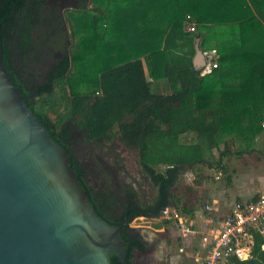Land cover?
<instances>
[{
    "label": "trees",
    "instance_id": "obj_1",
    "mask_svg": "<svg viewBox=\"0 0 264 264\" xmlns=\"http://www.w3.org/2000/svg\"><path fill=\"white\" fill-rule=\"evenodd\" d=\"M33 2L36 7L38 0ZM90 4V9L65 12L68 38L74 40L65 47L69 54L40 99L36 103L25 99L55 142L67 150L58 137L66 121L87 130L91 139L111 140L113 136L126 150L135 152L138 166L153 186L159 181L164 186L160 168L176 172L180 165L200 163L220 146L223 151L215 164L222 173L227 172L224 158L252 154L264 134V0H90ZM24 7V0H0L3 64L18 88L4 44L17 11ZM29 18V13L20 18L24 36ZM188 24H194L195 32H185ZM211 26L232 29V49L223 50L216 37L217 67L202 76L191 56L195 41L202 51L215 50L210 46ZM177 40H186L192 47L188 58L173 55ZM143 61L152 82L144 75ZM160 81L169 85L171 93L152 91V84ZM185 135L191 142L181 143ZM70 161L89 194L80 171ZM172 200L179 208L180 198L174 194ZM94 209L107 223L119 225L120 220H110ZM179 209L192 213L185 206ZM121 238L130 244L125 256L131 264L133 249L141 244L127 233V226ZM252 240L248 259L230 258L224 264H264V235L252 231Z\"/></svg>",
    "mask_w": 264,
    "mask_h": 264
},
{
    "label": "water",
    "instance_id": "obj_2",
    "mask_svg": "<svg viewBox=\"0 0 264 264\" xmlns=\"http://www.w3.org/2000/svg\"><path fill=\"white\" fill-rule=\"evenodd\" d=\"M192 63L196 70L205 66L202 52ZM70 156L27 107L4 67L0 39V264H127L130 244L121 230L128 220L111 225L98 216ZM166 203L177 210L170 197ZM148 216L162 217V209ZM140 244L133 250H147L143 240Z\"/></svg>",
    "mask_w": 264,
    "mask_h": 264
},
{
    "label": "flooded vegetation",
    "instance_id": "obj_3",
    "mask_svg": "<svg viewBox=\"0 0 264 264\" xmlns=\"http://www.w3.org/2000/svg\"><path fill=\"white\" fill-rule=\"evenodd\" d=\"M90 0H38L35 7L33 0H24L25 7L17 11L16 22L10 26L6 35L4 50L10 73L19 86L25 99L36 103L40 94L45 91L46 84L52 85L54 78L59 75L58 69L68 53L70 45L68 23L65 12L78 10ZM73 3L75 9L70 8ZM32 10H35L34 12ZM25 13H29L28 33L24 36L25 24L20 22ZM66 47V48H65ZM36 76L37 80L30 75ZM43 77L44 81L40 82ZM64 132L59 139L65 143L75 167L80 171L81 178L89 189L88 198L99 212L113 221L131 217L129 223L138 217L137 213L148 216L150 213L163 211V201L169 198L171 189L176 183L178 171H161L165 183L158 182L156 196L151 203L141 195L144 205H141L132 181L133 173L125 166L121 150L118 149L115 137L111 140L89 137L87 130L78 127L73 122L64 123ZM122 149V148H121ZM87 155V161L84 160ZM75 171V170H74ZM76 173V171H75ZM172 179V181H171ZM162 188H158V186ZM138 192V191H137ZM138 196V197H137ZM165 199V200H164ZM136 213V214H134ZM163 221L167 218L163 216ZM119 223V224H120ZM128 223V224H129ZM127 233L139 242L143 240L137 231L127 225Z\"/></svg>",
    "mask_w": 264,
    "mask_h": 264
},
{
    "label": "rangeland",
    "instance_id": "obj_4",
    "mask_svg": "<svg viewBox=\"0 0 264 264\" xmlns=\"http://www.w3.org/2000/svg\"><path fill=\"white\" fill-rule=\"evenodd\" d=\"M85 7L90 9L92 6L89 2ZM208 29L209 38L213 37V42H210V46H213L212 48L216 50V53H219V51L218 48H216L217 45L215 44L217 39L215 34L219 30L228 35L226 38L220 39L221 44H219V46L223 48V50L232 49L230 45V34L233 31L231 28H227L225 26H211ZM69 41L70 45L74 42V40L70 37ZM223 45L226 47H223ZM210 52L211 50H206L208 55ZM63 53L67 55L66 50ZM30 75L35 81L37 80L35 75L31 73ZM42 81H44L43 77L40 78V82ZM49 117L51 119L54 118L51 114H49ZM180 141L181 143H189L191 142V139L189 136L185 135L180 138ZM115 142L117 143L118 149L121 150L122 160L125 162V166L129 169L130 173L134 174L132 177L135 178L141 186V191L144 194L146 201L151 203V200L156 196L157 186H153L149 179L142 173L140 167L138 166V159L135 152L126 150L117 139H115ZM222 151L223 146H220L219 150L213 149L211 155L208 156L207 162L204 164H196L191 169H185L183 173L177 175V181L170 191L180 198L181 203L179 208L185 206L195 212H200L206 203V194L208 195L211 192H223L226 196L225 198L227 203H233L234 200L241 199L243 197H258L264 195V134L257 139V143L252 154L230 156L223 159L222 163L227 169L226 173H222L215 164L219 153ZM84 160L87 161V155H85ZM160 169V171H165L164 168ZM158 170L159 169H157V171ZM135 190L136 194L139 193L137 192L136 186ZM141 195H138L140 197H137L140 201L139 203L144 205L141 201L142 199H140ZM171 196L172 194L169 197ZM179 208H177L179 214L185 218L187 215L181 213ZM163 219H165L163 216H139L134 218L128 225L130 228L137 231L141 236L146 230L152 228L160 230L161 232L163 230L162 234L170 239L171 230L176 231L177 225L174 222H171L172 225L170 223L171 226L166 229V227L162 224ZM175 251H178L177 248Z\"/></svg>",
    "mask_w": 264,
    "mask_h": 264
},
{
    "label": "crops",
    "instance_id": "obj_5",
    "mask_svg": "<svg viewBox=\"0 0 264 264\" xmlns=\"http://www.w3.org/2000/svg\"><path fill=\"white\" fill-rule=\"evenodd\" d=\"M185 32L188 33L187 27L185 28ZM215 36L220 40L226 38L228 35L226 33H222V31L219 30L216 32ZM175 44L176 48H172V51L174 52L173 55L179 58L183 56L185 58H188V53L191 52L190 49H192V47L188 45L186 40H177L175 41ZM193 51L194 53H192L191 62L194 60L197 51L202 52L203 55L204 53H206V50L202 51V49L200 48L199 41H195ZM184 63H187V61L184 60ZM184 63L182 62V65H184ZM201 69L202 68L198 69V71H200ZM143 72L147 81L152 82L149 78L148 70L144 61ZM152 91L160 94L171 93L169 85L164 81L153 83ZM211 153L212 151L210 153H207L205 156V160H202L200 163H195V165L204 164L205 162H207L208 156H210ZM173 195L174 194H172V196ZM172 196L170 197L171 199ZM225 197L226 196L223 194V192H211L208 195L206 194V203L202 210L200 212H195L190 209L192 213L190 215L185 214L187 215L185 218H183L179 214L178 210H174L173 207L167 208L170 213L175 212L180 217L178 220L171 219V216L166 217L167 220L170 221L169 224L165 226L166 229H168V227L172 225L171 222H174L177 225L176 231L170 229L171 237L169 239L167 236H164V234H162L163 230L162 232L160 230H155L152 228L146 230L145 233H143L142 238L148 248L147 250L143 251L133 250L131 264H201L205 256L204 245L201 239L208 230L202 225V219L205 216V207H211L212 215L214 216V218L221 221V219L227 213L230 205L232 204L227 203ZM253 198L254 197H243L241 199L234 200V202L251 200ZM173 206H175L174 202ZM212 227L217 228L218 224L213 225ZM176 248L178 251H175Z\"/></svg>",
    "mask_w": 264,
    "mask_h": 264
},
{
    "label": "built area",
    "instance_id": "obj_6",
    "mask_svg": "<svg viewBox=\"0 0 264 264\" xmlns=\"http://www.w3.org/2000/svg\"><path fill=\"white\" fill-rule=\"evenodd\" d=\"M188 33L195 32L194 24H188ZM205 66L200 74L206 75L217 67L218 55L215 50L210 54L204 53ZM163 216L178 220L177 213L166 208ZM218 224V227H212ZM202 225L207 232L202 236L205 256L201 264H224L230 258L242 261L248 259L252 250V231L264 235V195L254 200L233 202L221 221L214 218L212 208L205 207Z\"/></svg>",
    "mask_w": 264,
    "mask_h": 264
}]
</instances>
